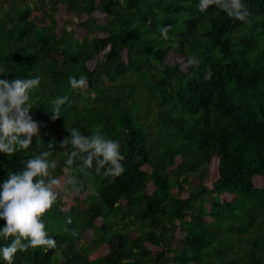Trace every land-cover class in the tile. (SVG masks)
<instances>
[{"label": "trees", "instance_id": "1", "mask_svg": "<svg viewBox=\"0 0 264 264\" xmlns=\"http://www.w3.org/2000/svg\"><path fill=\"white\" fill-rule=\"evenodd\" d=\"M263 83L264 0H0V264H264Z\"/></svg>", "mask_w": 264, "mask_h": 264}, {"label": "rangeland", "instance_id": "2", "mask_svg": "<svg viewBox=\"0 0 264 264\" xmlns=\"http://www.w3.org/2000/svg\"><path fill=\"white\" fill-rule=\"evenodd\" d=\"M100 22H102V23L104 22V20H103L102 17L100 18ZM59 25H60V27L62 26V17L61 16L59 17ZM60 27H59V29H60ZM73 27L76 29V32L78 34H81V35L83 34V31L81 29H79V27H78L77 21L74 22ZM97 60L98 59H95V60L89 62V67L91 69H93L95 67ZM262 85H263V88H264V83ZM26 133H29V132L26 131ZM216 168H217V162L215 161L213 163V165H212V168H211V179L212 180H215V178H216ZM257 184L259 186L262 184V181H261L260 178L257 180ZM64 185H65V183H64V180H62V179L61 180H58V181H55L54 183L51 184V186L54 188V193L55 194H59V190L62 187H64ZM147 190L149 191V193H151L152 192L151 186H149ZM66 203H67V207L71 204V197H69L67 199V202ZM91 236H92V232L89 231L88 234L85 235V240L89 241L91 239ZM107 252H108L107 251V248L106 247H103L102 249L98 250L94 254V258H97L100 255H105V254H107Z\"/></svg>", "mask_w": 264, "mask_h": 264}]
</instances>
